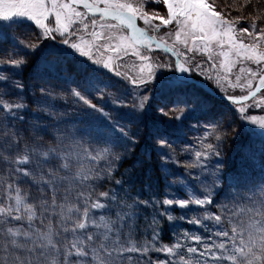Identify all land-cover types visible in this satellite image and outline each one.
<instances>
[{"label":"snow or ice","instance_id":"obj_1","mask_svg":"<svg viewBox=\"0 0 264 264\" xmlns=\"http://www.w3.org/2000/svg\"><path fill=\"white\" fill-rule=\"evenodd\" d=\"M146 3H162L166 14L147 12ZM53 20L55 27L50 26ZM156 20H159L158 24ZM24 21L33 22L42 30L44 38L58 33L63 37L62 44L133 87L156 79L148 53L161 49L162 45L165 52H176L178 57L203 54L212 69L217 70L216 83L222 90L224 82L231 88L248 90L246 95L228 96L227 99L233 104L252 99L256 101L255 106L264 105V98L257 100L258 94L264 90V29L257 33L248 28L236 29V22L216 11L207 0H0V24L20 29ZM138 21H142L145 27H137ZM172 25L175 30L166 37L155 35L161 27ZM251 27L254 28L255 24ZM149 31L153 34L150 35ZM237 32L250 38L255 36V39L245 42ZM171 36L174 41L170 47L165 41ZM12 40L21 48L38 47L26 43V31ZM180 45L184 51H177ZM127 56L136 57L140 62L135 77L120 71L121 65L117 61ZM0 63L20 67L26 61L9 58ZM249 63L256 68L247 66ZM238 65L236 83H233L229 76ZM194 67L200 68L201 65L196 62ZM173 70L184 74L191 69L188 60L181 62L178 59ZM221 71L223 76L219 75ZM3 80L6 77L0 75V81ZM253 80L258 81L255 86ZM83 85V89L78 86L73 90V96L110 121L111 113L102 105L93 103L87 95L96 92L99 99H104L108 85L91 74L85 75ZM15 86L18 89L24 87L21 83ZM186 86L180 80L170 84L169 88ZM41 93L48 95L43 88ZM107 97L114 106H126L119 91L108 92ZM148 100L149 97H144L134 104V109L143 113ZM188 103L190 101H183L185 109ZM25 107L0 98V111L11 114L14 120L23 122L20 111ZM238 111L244 113L245 108L239 107ZM160 112L169 115L163 109ZM183 115L182 111L169 119L180 120ZM245 118L264 128V119ZM11 127L6 120L0 121V165H7L9 176L16 178L0 193V264H264V189L260 198H248L249 202L244 205L235 208L224 205L212 212L209 206L215 204L213 189L219 183V176L214 172L213 183L206 185L203 193H193L187 199L164 198L161 210L148 225L151 238L140 240L134 227L138 213L142 206L155 209L156 203L130 196L125 200L115 191H97L100 185L95 183L111 177L112 164L122 156L110 159L104 171L85 170L80 163L81 145L75 132L57 129L53 144L45 147L34 137L25 139L19 128L9 131ZM34 130L37 134L47 133L46 128L36 127ZM212 132L216 133L218 142L225 138L215 126ZM121 135L136 143L126 130L121 129ZM104 142H108L106 138ZM165 145L167 141L161 138L160 147ZM204 148L206 151L196 152V157L209 153L221 155L218 145L208 143ZM110 156L109 148L101 149L95 155L88 153L91 160L109 159ZM162 167L166 165L162 164ZM115 183L122 186L124 182L117 180ZM20 184L29 185L31 190ZM176 208L182 210L179 217L172 214ZM201 209L202 213L199 212ZM189 211L193 213L190 218L185 215ZM158 216L170 223L177 219L186 220L198 228L203 227L207 235L184 231L171 246L160 244ZM153 252L164 253L166 258L157 259L151 255Z\"/></svg>","mask_w":264,"mask_h":264},{"label":"trees","instance_id":"obj_2","mask_svg":"<svg viewBox=\"0 0 264 264\" xmlns=\"http://www.w3.org/2000/svg\"><path fill=\"white\" fill-rule=\"evenodd\" d=\"M58 59H62L58 72L55 67L54 71L48 75L36 76L32 74L34 79L40 77L41 83L28 85L26 82L31 91H36L33 95L29 89L24 87L22 93L19 92V89L11 88L9 95L0 97L8 103L26 106L20 111V115L24 117L23 122L12 119L11 114H5L3 111H0V121L6 120L13 126L9 131L19 128L25 139L34 137L45 147L51 146L58 135L57 130L50 131L51 129H48L51 128L52 122L66 123L59 130L63 132L67 129L76 133L75 138L81 145L80 163L85 170L104 171L107 169L110 159L116 155L122 156L121 160L112 164L111 177H105L103 180L95 182L100 185L97 191H113L116 186L115 181L125 179L126 175L131 179L132 185H141L146 182L145 178L148 175L155 184H158L157 187L151 181L152 187L157 188L161 194L165 192L164 186L168 187L170 184L178 188L179 192L183 194L182 198H187L190 190L194 188L202 190L206 182H209L208 179H211V183L209 182L211 185L214 180L212 173L215 172L219 176V183L213 189L215 204L212 206L217 211L224 205L235 208L237 205L248 203V198L261 197V191L264 189V141L256 134L252 135L250 131L243 129L239 122V114L229 113L230 117H226V115L221 116L222 114L200 108H187L185 117L165 123L155 119L153 113L157 109L151 110L148 103L143 113L135 110L134 104L139 103L144 98L143 95L141 94L142 97H139V92L133 91L125 82L111 79L109 83H105L108 88L105 90L104 99L98 98L99 93H87L93 103L102 105L106 112L111 113L112 119L108 121L99 113L89 109L72 94L74 89H78V86L79 89H83V79L90 71L89 66L80 65L77 61L70 60L68 56L63 57L62 55ZM22 71L28 78V73L31 72L29 68ZM40 86L47 87L50 93L47 92L48 95L44 96L41 89H37ZM117 91L126 106H114L110 102L107 93ZM146 92L147 90L143 92L145 97L147 96ZM54 93L57 94V98L53 96ZM160 101L161 99L153 98L151 103L156 107L160 106L158 104ZM40 104L48 111L41 110V112ZM173 109L184 110L181 106L173 107ZM36 117H40V119L37 120ZM218 120L222 121L225 126H221ZM213 126L217 128L220 135L225 137L222 141H216V133L212 132ZM36 127L46 128L47 133L37 134L34 130ZM140 127L142 129L137 132L136 128ZM99 129L105 132L114 130L115 133L105 136L107 143L104 142L105 138L100 136L103 140L99 146H96L93 143L96 138L89 139L90 141L86 140V134L93 136L92 132L96 131L98 134V132L100 133ZM121 129L126 130L136 143L133 144L129 140H125L121 135ZM202 130L208 132L210 136L199 144L196 135H200ZM161 138L167 141V145L164 147H160ZM85 141L87 145H84ZM182 143L186 144L184 154L181 153ZM208 143L218 145L221 155L216 156L209 153L207 156L196 157L195 153L200 152V149L202 153L206 151L204 145ZM104 148L111 150L109 159L91 160L88 157V153L95 155L97 151ZM85 149L87 152L84 151ZM207 163L212 164L213 167H206ZM162 164L166 167H162ZM9 172L10 169L7 165H0V193L3 192L2 187L7 183L16 181L14 175L9 176ZM122 176L124 177L122 178ZM176 179L179 181L175 182ZM20 186L31 190L27 184H20ZM178 198H181L180 195ZM175 211L178 210L175 209Z\"/></svg>","mask_w":264,"mask_h":264},{"label":"rangeland","instance_id":"obj_3","mask_svg":"<svg viewBox=\"0 0 264 264\" xmlns=\"http://www.w3.org/2000/svg\"><path fill=\"white\" fill-rule=\"evenodd\" d=\"M208 3L214 6V9L216 11H219L222 13L224 17H226L228 20L236 22V29L240 28H248L249 31L253 33L259 32L261 29H264V0H207ZM145 10L149 13H155L158 12L160 15L166 14V8L162 3L156 4V3H146ZM155 23H159V20H156ZM139 27H145L143 25L142 21L137 22ZM253 24H255V27H251ZM51 27H55L54 20L50 24ZM175 26H169V27H161L158 33H155L157 37H166V34L170 32H174ZM27 34V40L26 43L28 45H38L35 49H32L31 47L25 49L21 48L18 45H15L13 43L12 38L14 36H18L20 33L25 32ZM149 34L152 35L151 31H149ZM237 35H242V38L245 40V42H251L252 39H255V36L248 37L247 34H240L237 32ZM62 39L58 33H53L50 37L44 38L42 35V30L37 28L33 22L24 21L21 23V28L17 29L15 26L9 27L7 24H0V61L7 60L9 58L17 59V60H23L26 61L23 65L20 67H12L11 65H7L4 63H0V75L6 77V80L0 81V97H5L9 95V91L11 88H14L15 90L17 83H21L24 85L25 88L29 89L27 86L29 84L33 83H41L40 77H37V79L32 74L39 76L41 74L48 75L51 72L54 71V68L56 67V71L58 72L59 65L61 64V60L58 59L60 56L63 55V57L68 56L70 60L77 61L80 65L83 66H89L90 71L88 74H91L95 78H97L102 84L109 83L111 79H116L125 82L121 78H118L114 75V73L108 71L107 69H104L103 67H97L94 66L91 62L87 60V58L79 56L77 53H75L72 49H70L68 46L62 44ZM174 36L167 37L166 43L171 47L173 45ZM191 43V41H189ZM153 49H155V46H152ZM177 51H184L183 45L178 46ZM32 53L34 54L32 56ZM100 54L97 53V56ZM150 56V62L154 65V71L156 73V79L153 82L147 83L145 85H141L140 87H133L130 83L125 82V84L130 87L133 91L139 92V97H145V94L143 93L144 90H147L146 97H153L161 99L160 106H154L151 103V100L153 98L149 97L148 105H150L151 110L157 109L153 115L155 119L162 120L165 123L172 122L175 119H169V116H176L179 115L182 111L185 113L186 109L183 104V101L187 100L190 101V103L187 104V108H193L197 109L200 108L201 110H208L210 112H215L222 114L221 116L226 115V117H230L229 113H234L236 115L239 114V122L240 125L243 127V129H247V131H250V134H256L257 136H260L264 139V128H261L258 123H253L246 119L245 117H255L257 120L264 119V105H261L259 107L255 106L256 101L250 99L246 102H241L240 104H231L227 100H216L209 96L204 91L200 90L199 88L193 86V84L183 80L186 83V87H182L180 89H170L169 85L175 82H179L182 79L178 78V75L173 70L174 69V62L171 56L168 52H164L162 50H153L148 53ZM189 56L192 57V59H189ZM181 62H184L185 60H188V67L191 69L189 72L193 76L195 75V78L201 80L203 83L208 85L213 91L219 94L226 95L229 94L231 96L240 97L242 95H246L247 89L245 88L243 91L239 88H231L228 86L227 82H224V88L223 90L219 85L216 83V76H217V70H213L211 67V64L207 60V56L203 54H187L179 56ZM196 62H199L201 67L196 68L194 67V64ZM117 63H120V71L122 73H127L128 76L135 77L139 73V64L140 62L137 60L136 57L133 56H127L124 57L122 61H117ZM247 66L252 67L253 69L256 68V65L254 64H248ZM218 67V65H217ZM239 65L236 69H233V74L229 76V79L236 83V75L238 74ZM26 68H29L31 72L28 73V78H26V75H24V71ZM82 69V68H80ZM203 69V71H202ZM23 72V73H22ZM106 75V76H105ZM219 75L223 76L224 73L221 71L219 72ZM28 85H27V83ZM257 80H253V85L257 83ZM59 85V84H58ZM56 86V85H55ZM60 86V85H59ZM23 87V90H24ZM46 89L48 93H50L47 87L40 86L37 89ZM34 89V90H37ZM30 90V89H29ZM61 90H64L61 88ZM19 92L22 93V89H19ZM31 95H33L35 92L31 91ZM142 94V95H141ZM57 94L54 93V97H56ZM69 97H72L69 95ZM57 98V97H56ZM260 98H264V90L261 91V93L258 94L257 100ZM45 99V98H44ZM157 101V100H156ZM199 101V103H197ZM70 102V100H69ZM157 104V105H158ZM183 107L184 110L180 111L178 109H173V107ZM170 106V107H169ZM239 107H244L245 112L240 113L238 111ZM163 109L164 112L168 113L169 115H161L160 110ZM47 112V108L42 106L40 104V111ZM41 111V112H42ZM48 115V114H47ZM50 115V114H49ZM187 113L184 114L183 117H185ZM220 116V119L222 117ZM51 122V121H50ZM218 122L221 124V126H225L222 124L223 122L218 120ZM41 124V123H39ZM66 123L63 124H56L55 121L52 122V126L50 131H56L57 129H60L62 126H65ZM204 124V123H201ZM55 125V126H54ZM115 129V128H114ZM136 128V131H140L142 128L140 127L138 130ZM100 130V129H99ZM114 130H109L108 132L100 130V133H96V131L92 132L93 136H90V134H86L87 138L86 140H96L93 141V143L96 146H99L101 144V141L105 138L107 135H114ZM179 134L182 135L181 132ZM103 137V139L101 137ZM210 134L208 132H202L200 135H196V139L198 140V143L201 144L203 139L209 137ZM194 139V140H196ZM89 140V141H90ZM105 140V139H104ZM84 145H87V142L85 141ZM124 145V142H123ZM182 151L181 153H185L186 144H181ZM219 148V147H218ZM126 148L124 147V150ZM200 152L202 150L200 149ZM187 165V164H185ZM206 167L212 168V164L207 163ZM194 172V170H193ZM124 176H122L123 178ZM146 182L141 185H132V181L128 176L126 175V178L122 181L124 182L123 185H117L116 188L113 190L117 193L118 197H123L125 200L128 199V197H132V199H140V200H148V201H154L156 203V208L153 209L151 206L149 207H143L142 210L138 213V220L135 222L134 227L137 229L135 235L140 240H147L151 238L152 231L148 227L152 223V217L154 215H157L158 211L161 210V201L166 198L165 195H162L159 190L155 187H152L151 181L154 183L153 179L150 176H146ZM175 182L179 181V179L174 180ZM208 181L211 183V179H208ZM209 182H206V185H209ZM155 184V183H154ZM158 187V184H155ZM205 185V186H206ZM172 187V188H170ZM3 189V187H2ZM1 189V190H2ZM164 191L168 193H172L174 195L179 194V190L177 187H174L173 185L164 186ZM204 192V188L201 190L200 188H194L190 190V194L193 195V193L201 194ZM187 199V198H185ZM129 203H131V200H128ZM209 208L212 210V212H217V210L214 208V206H209ZM114 211V210H113ZM179 213L174 214L172 211V214L176 217H179L181 215V209L178 210ZM199 212H203V210H199ZM185 215L187 217H192V212H186ZM158 220L160 223V229H159V243L163 245L171 246L174 244L177 240V236L181 235L184 231H189L196 233L198 235H204L206 236L207 233L205 232L203 227H197L193 224H190L186 222V220H179L177 219L175 222L170 223L162 216H158ZM168 227V232L166 233L165 237L166 240L168 237L170 238V241L165 242L161 240L162 230L164 226ZM211 226V225H210ZM182 238V236H181ZM153 257H156L157 259H165L166 256L164 253H151Z\"/></svg>","mask_w":264,"mask_h":264},{"label":"water","instance_id":"obj_4","mask_svg":"<svg viewBox=\"0 0 264 264\" xmlns=\"http://www.w3.org/2000/svg\"><path fill=\"white\" fill-rule=\"evenodd\" d=\"M163 47V45L161 46ZM171 55L173 56L174 58V61L176 62L178 60V57L176 56V54L174 52H170ZM177 73L179 75H182L180 72L177 71ZM190 81H192L193 83H195L196 85L200 86L201 88H203L205 91H207L208 93L212 94L213 96H217L219 97V95L213 93L206 85H204L203 83H201L200 81L198 80H195V79H192V78H189V76H186ZM228 96H224V98L227 99ZM229 100V99H228Z\"/></svg>","mask_w":264,"mask_h":264}]
</instances>
